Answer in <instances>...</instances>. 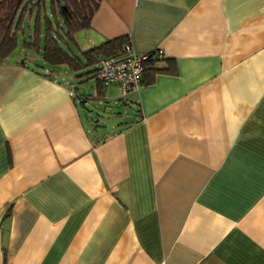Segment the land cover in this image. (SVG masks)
I'll list each match as a JSON object with an SVG mask.
<instances>
[{
	"label": "crops",
	"instance_id": "obj_1",
	"mask_svg": "<svg viewBox=\"0 0 264 264\" xmlns=\"http://www.w3.org/2000/svg\"><path fill=\"white\" fill-rule=\"evenodd\" d=\"M119 36L128 94L0 62V264H264V0H100L71 47Z\"/></svg>",
	"mask_w": 264,
	"mask_h": 264
},
{
	"label": "trees",
	"instance_id": "obj_2",
	"mask_svg": "<svg viewBox=\"0 0 264 264\" xmlns=\"http://www.w3.org/2000/svg\"><path fill=\"white\" fill-rule=\"evenodd\" d=\"M99 2L100 0H51L50 7L54 18L51 19L46 11L45 0H0V62L16 49L17 33L23 29L25 15L31 13L35 6L39 11L34 26L28 28V38L23 39L22 45L39 52L46 63L67 64L76 70L81 66L95 65L103 57L119 55L122 44L127 40L126 36L107 39L80 54L72 50L74 33L90 26L92 14ZM41 5L44 8L43 21L40 15ZM156 59L158 55L145 60L143 72ZM97 68L98 66L89 71L93 77Z\"/></svg>",
	"mask_w": 264,
	"mask_h": 264
},
{
	"label": "built area",
	"instance_id": "obj_3",
	"mask_svg": "<svg viewBox=\"0 0 264 264\" xmlns=\"http://www.w3.org/2000/svg\"><path fill=\"white\" fill-rule=\"evenodd\" d=\"M156 55V52H135L130 43L125 41L119 55L99 60L95 77L104 85L118 84L122 94H128L139 88L145 60Z\"/></svg>",
	"mask_w": 264,
	"mask_h": 264
},
{
	"label": "rangeland",
	"instance_id": "obj_4",
	"mask_svg": "<svg viewBox=\"0 0 264 264\" xmlns=\"http://www.w3.org/2000/svg\"><path fill=\"white\" fill-rule=\"evenodd\" d=\"M45 4H46V11H47V13H49L50 14V17H51V19H54L53 18V14H52V12H51V0H45ZM38 9H37V6H35V7H33L32 8V11H31V13H27L26 15H25V18H24V21H23V29H20L19 31H18V33H17V36H18V43H17V46H16V49L14 50V52L15 53H17V52H19V51H21L22 49H24V46L22 45V41H23V39L24 38H28V34H29V32H28V25L31 27V28H33V26H34V22H35V17L37 16V14H38ZM29 12V11H28ZM40 15L42 16V21L44 20V8H43V5H41V8H40ZM26 50L28 49V48H25ZM31 53H33L34 55H37L38 57H39V59H38V61L40 62V63H42L43 65H47V64H45L43 61H42V59H41V57L37 54V52L34 50V51H31ZM49 66V65H48ZM53 67V65H50V67ZM95 66H87V67H85V68H83V69H80V70H78L76 73H78L79 74V76H78V79H82V80H84V82H79V84L78 85H81V86H79L80 88H79V92H81L82 91V88H85L86 89V91L88 92L90 89H91V83L92 82H86V77H87V74H84V75H81V73L82 72H84V70L86 69L87 71H89V70H91L92 68H94ZM89 75V74H88ZM91 80V79H90ZM121 110V108H119V107H110V109H108V115L107 116H109V119H107V121L111 124L113 121H114V119H115V116H117L118 114L117 113H115V112H118V111H120ZM115 111V112H114Z\"/></svg>",
	"mask_w": 264,
	"mask_h": 264
}]
</instances>
